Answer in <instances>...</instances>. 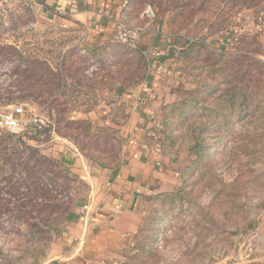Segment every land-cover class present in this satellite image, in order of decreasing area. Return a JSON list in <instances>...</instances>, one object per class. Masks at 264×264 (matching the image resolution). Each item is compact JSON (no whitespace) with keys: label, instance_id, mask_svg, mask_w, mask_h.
<instances>
[{"label":"rangeland","instance_id":"obj_1","mask_svg":"<svg viewBox=\"0 0 264 264\" xmlns=\"http://www.w3.org/2000/svg\"><path fill=\"white\" fill-rule=\"evenodd\" d=\"M123 7L104 29L13 1L0 24V92L13 94L0 98V113L27 103L43 114L45 134L35 141L26 133V142L60 163L56 156H67L81 181L69 183L73 201L92 204L96 184L88 167L121 161V103L130 100L113 96L157 72L164 87L155 118L176 182L146 200L135 232L84 258L88 264H264V0H128ZM100 110L103 125H94L88 112ZM9 175L0 172V188ZM0 199L17 202L1 190ZM1 219L0 264H42L54 235L59 251L57 231L49 239L31 232L37 215L28 222ZM65 242L72 248L76 241ZM138 250L154 258L136 261Z\"/></svg>","mask_w":264,"mask_h":264},{"label":"crops","instance_id":"obj_2","mask_svg":"<svg viewBox=\"0 0 264 264\" xmlns=\"http://www.w3.org/2000/svg\"><path fill=\"white\" fill-rule=\"evenodd\" d=\"M25 1L39 4L46 11L61 10L78 22L102 28L104 23L117 22L121 9L124 8V0ZM158 76L157 72H152L151 77L140 87L113 96L115 100H130L129 103H121V110L125 112L120 125L121 161L113 167H88L87 178L96 184L93 191L94 202L90 204L88 214H74L57 231L61 247L55 253L54 235L51 254L42 264H88L83 256L84 252L109 246L124 235L135 232L144 214L146 200L162 193L176 182L177 171L170 155L161 149L162 133L155 118L159 105L155 103V99L160 98L157 92H162L164 87L158 83ZM114 104L118 103H109L108 106ZM105 112L90 111L88 117L94 125H103L101 115ZM56 158L65 166H70L65 160L67 156ZM72 240L76 241L75 246L67 248L70 244L65 241Z\"/></svg>","mask_w":264,"mask_h":264},{"label":"trees","instance_id":"obj_3","mask_svg":"<svg viewBox=\"0 0 264 264\" xmlns=\"http://www.w3.org/2000/svg\"><path fill=\"white\" fill-rule=\"evenodd\" d=\"M22 61L21 58H19ZM25 96L33 93L23 92ZM2 99L11 98L13 92L3 91ZM77 122L81 123L82 120ZM78 124V123H76ZM46 128H33L28 139L39 141L45 134ZM28 132H25L26 134ZM15 136L9 133L0 134V172L9 173L7 186L0 188L4 194L16 196L17 202L0 199V216L10 220L29 221L33 215H37V223L31 224L33 235L38 238L49 239L51 231H58L69 222L76 212V203L70 195L71 181L80 182L79 177L64 164L54 158L43 155L37 147L26 142L25 136ZM161 149L166 151L165 141L161 139ZM4 180V179H3ZM34 197V199H33ZM0 220V226L2 221ZM145 251H137L132 257L140 261L143 257L153 259V254H144Z\"/></svg>","mask_w":264,"mask_h":264},{"label":"built area","instance_id":"obj_4","mask_svg":"<svg viewBox=\"0 0 264 264\" xmlns=\"http://www.w3.org/2000/svg\"><path fill=\"white\" fill-rule=\"evenodd\" d=\"M128 0L123 1V6ZM13 0H0V24L9 16ZM151 15H154L150 10ZM57 15L64 16L61 10L54 11ZM153 57L159 56V51L151 53ZM47 118L40 113H35L30 109L27 103H16L11 105L8 110L0 113V130L15 136H21L25 132L30 133L33 128H42L46 125ZM90 210V203H84L80 206V214L86 215Z\"/></svg>","mask_w":264,"mask_h":264}]
</instances>
